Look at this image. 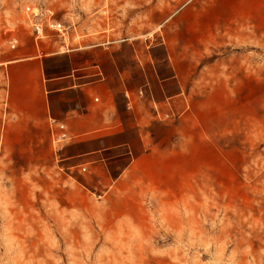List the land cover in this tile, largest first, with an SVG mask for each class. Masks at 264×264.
<instances>
[{"label":"rangeland","instance_id":"obj_1","mask_svg":"<svg viewBox=\"0 0 264 264\" xmlns=\"http://www.w3.org/2000/svg\"><path fill=\"white\" fill-rule=\"evenodd\" d=\"M29 47L159 96L162 157L5 151L0 264H264V0H0V55Z\"/></svg>","mask_w":264,"mask_h":264},{"label":"crops","instance_id":"obj_2","mask_svg":"<svg viewBox=\"0 0 264 264\" xmlns=\"http://www.w3.org/2000/svg\"><path fill=\"white\" fill-rule=\"evenodd\" d=\"M39 53L38 47H29L26 53L0 55V158L5 151L20 155L34 151L41 142L64 134L63 154L110 163L130 157L115 183L132 175L137 166L159 165V122H149L150 116L159 121V96L144 95L142 83L136 87L128 79L118 83L97 65L93 72L89 64L77 67L70 62L69 72L49 75L45 67L49 55ZM124 113L133 119L128 126L133 134L126 142L120 137L128 129H117Z\"/></svg>","mask_w":264,"mask_h":264},{"label":"built area","instance_id":"obj_3","mask_svg":"<svg viewBox=\"0 0 264 264\" xmlns=\"http://www.w3.org/2000/svg\"><path fill=\"white\" fill-rule=\"evenodd\" d=\"M26 12H29V9H26ZM47 13H48V15L50 14L49 15L50 18L53 17V13L52 12H50V13L47 12ZM59 25L60 24L57 21L52 20V24L48 26V29L54 31L55 30V27H59ZM42 35H43V28L39 24L34 25L33 26V41H34V43H36V41L40 40V37H42ZM14 44H16V42ZM14 44L11 46V49H15V45ZM139 95H141V93H139ZM124 96H125L126 100L129 101V95H128V93L127 94H124ZM95 101H97V100H95ZM59 129H62V128L59 127ZM64 136H65L64 134H61L59 136H55V137H53V141L54 142L61 141L62 139L65 138ZM81 170L84 172L85 171V168H82Z\"/></svg>","mask_w":264,"mask_h":264},{"label":"bare ground","instance_id":"obj_4","mask_svg":"<svg viewBox=\"0 0 264 264\" xmlns=\"http://www.w3.org/2000/svg\"><path fill=\"white\" fill-rule=\"evenodd\" d=\"M49 13H50V12H49ZM30 14H31L33 17H34V16L37 17V15H38V14H34V13H30ZM49 15H50V14H49ZM35 17H34V18H35ZM26 20H29V17H25V18H24V21H26ZM51 24H52V23H51ZM51 24H50V25H51ZM54 31H56L58 34H62V33H63V31H62V25L60 24L59 27H55V30H54ZM43 32H44V31H43ZM62 35H65V34H62Z\"/></svg>","mask_w":264,"mask_h":264}]
</instances>
